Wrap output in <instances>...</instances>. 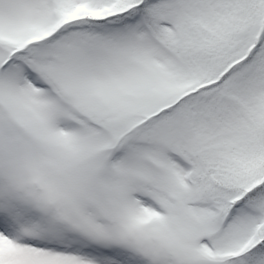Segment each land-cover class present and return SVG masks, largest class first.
Returning a JSON list of instances; mask_svg holds the SVG:
<instances>
[{
	"label": "snow or ice",
	"instance_id": "6c2138e0",
	"mask_svg": "<svg viewBox=\"0 0 264 264\" xmlns=\"http://www.w3.org/2000/svg\"><path fill=\"white\" fill-rule=\"evenodd\" d=\"M0 264H264V0H0Z\"/></svg>",
	"mask_w": 264,
	"mask_h": 264
}]
</instances>
